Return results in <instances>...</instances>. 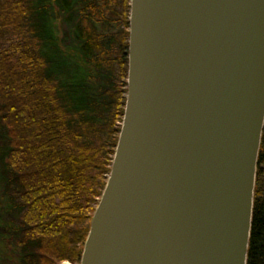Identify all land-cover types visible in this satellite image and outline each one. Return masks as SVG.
<instances>
[{
    "label": "water",
    "instance_id": "1",
    "mask_svg": "<svg viewBox=\"0 0 264 264\" xmlns=\"http://www.w3.org/2000/svg\"><path fill=\"white\" fill-rule=\"evenodd\" d=\"M264 0H129L123 118L79 264H246Z\"/></svg>",
    "mask_w": 264,
    "mask_h": 264
},
{
    "label": "trees",
    "instance_id": "2",
    "mask_svg": "<svg viewBox=\"0 0 264 264\" xmlns=\"http://www.w3.org/2000/svg\"><path fill=\"white\" fill-rule=\"evenodd\" d=\"M129 0H0V264H79L123 118ZM246 264H264V128Z\"/></svg>",
    "mask_w": 264,
    "mask_h": 264
},
{
    "label": "rangeland",
    "instance_id": "3",
    "mask_svg": "<svg viewBox=\"0 0 264 264\" xmlns=\"http://www.w3.org/2000/svg\"><path fill=\"white\" fill-rule=\"evenodd\" d=\"M111 166V165H110ZM82 249H83V247H82ZM65 264H71V263H69V262H65Z\"/></svg>",
    "mask_w": 264,
    "mask_h": 264
}]
</instances>
